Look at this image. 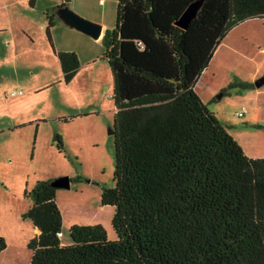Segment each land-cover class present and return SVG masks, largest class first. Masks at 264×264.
<instances>
[{
    "label": "trees",
    "instance_id": "trees-1",
    "mask_svg": "<svg viewBox=\"0 0 264 264\" xmlns=\"http://www.w3.org/2000/svg\"><path fill=\"white\" fill-rule=\"evenodd\" d=\"M70 1L47 11L52 48L55 11ZM199 1L196 18L179 27ZM251 19H264V0H117L115 28L103 38L113 77L115 186L101 196L115 209L117 239L101 225H74L63 245L60 189L39 182L25 215L39 232L28 244L30 264H264V158L246 156L195 90L228 33ZM55 55L70 84L77 54ZM6 249L0 237V253Z\"/></svg>",
    "mask_w": 264,
    "mask_h": 264
},
{
    "label": "rangeland",
    "instance_id": "rangeland-1",
    "mask_svg": "<svg viewBox=\"0 0 264 264\" xmlns=\"http://www.w3.org/2000/svg\"><path fill=\"white\" fill-rule=\"evenodd\" d=\"M61 1L33 0L30 7L29 0H0V237L7 244L0 264L31 262L28 244L39 232L25 215L39 182L71 180V188L58 190L56 199L63 245L71 243L72 225H101L109 240L117 239L115 209L101 205L102 191L115 186L109 134L113 77L103 38L56 21L51 29L55 49L57 39L58 46L80 58L79 73L70 84L64 82L45 31L47 11ZM68 8L105 32L115 28L117 0H71ZM263 78L264 19H251L228 33L195 89L245 155L255 159L264 158V85L256 88ZM222 88L227 94L220 99ZM243 108L248 114L240 119L236 114ZM55 138L64 144L61 153Z\"/></svg>",
    "mask_w": 264,
    "mask_h": 264
},
{
    "label": "water",
    "instance_id": "water-1",
    "mask_svg": "<svg viewBox=\"0 0 264 264\" xmlns=\"http://www.w3.org/2000/svg\"><path fill=\"white\" fill-rule=\"evenodd\" d=\"M202 6V1L192 3L183 13L177 25L181 28H187L188 25L196 18L197 14L200 11ZM55 15L58 19H60L65 25L68 27L78 30L87 34L95 40H98L102 35L103 28L100 25L89 22L78 15H76L73 11H71L68 6L58 9L55 11ZM264 85V78L259 80L256 83V88H261ZM222 98V95L219 96ZM111 136L115 135V131L111 129L109 132ZM52 185L57 189H65L69 190L71 188V180L70 178H61L52 183Z\"/></svg>",
    "mask_w": 264,
    "mask_h": 264
},
{
    "label": "crops",
    "instance_id": "crops-1",
    "mask_svg": "<svg viewBox=\"0 0 264 264\" xmlns=\"http://www.w3.org/2000/svg\"><path fill=\"white\" fill-rule=\"evenodd\" d=\"M60 5V3H58V4H56L55 6H53V7H57V6H59ZM52 7V8H53ZM56 21H58V22H62L60 19H58L57 17H56ZM104 35H105V31H104V29L102 30V35H101V37L98 39V40H100V39H102V38H104ZM49 41V40H48ZM55 41H56V49L58 50V51H56V49H55V46H54V43H53V52H54V54H55V52H71L72 50H69V48H66V47H61V46H58V42H57V39H55ZM52 42H53V39H52ZM50 44V43H49ZM51 46V45H50ZM76 54H77V56H78V58H79V54L76 52ZM56 56V55H55ZM79 60H80V58H79ZM209 68V67H208ZM78 73H79V71H78ZM262 74V73H261ZM261 74H259L257 77H256V79L258 78V77H261ZM226 90V88H222L221 89V91H220V95H221V93L223 92V91H225ZM222 97H224V96H222ZM215 114V113H214ZM215 115H217V114H215ZM229 132V131H228ZM229 134L234 138V139H237V137L236 136H234V135H232L230 132H229ZM238 140V139H237ZM239 144V143H238ZM240 145V144H239ZM253 159H255V158H253ZM256 159H258V158H256ZM72 226H74V225H72Z\"/></svg>",
    "mask_w": 264,
    "mask_h": 264
},
{
    "label": "built area",
    "instance_id": "built-area-1",
    "mask_svg": "<svg viewBox=\"0 0 264 264\" xmlns=\"http://www.w3.org/2000/svg\"><path fill=\"white\" fill-rule=\"evenodd\" d=\"M14 95H22V92L14 93ZM248 114V110L246 108H243L239 113L236 114V116L240 119H243Z\"/></svg>",
    "mask_w": 264,
    "mask_h": 264
}]
</instances>
